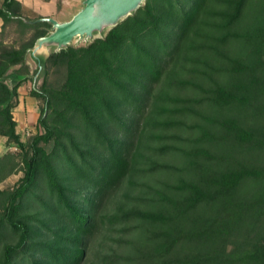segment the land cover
<instances>
[{"label": "trees", "instance_id": "obj_1", "mask_svg": "<svg viewBox=\"0 0 264 264\" xmlns=\"http://www.w3.org/2000/svg\"><path fill=\"white\" fill-rule=\"evenodd\" d=\"M61 3L63 0H57ZM0 0V264H264V0H145L46 58ZM10 36H12L11 39Z\"/></svg>", "mask_w": 264, "mask_h": 264}, {"label": "water", "instance_id": "obj_2", "mask_svg": "<svg viewBox=\"0 0 264 264\" xmlns=\"http://www.w3.org/2000/svg\"><path fill=\"white\" fill-rule=\"evenodd\" d=\"M145 0H79L80 7L70 19L59 21L43 16L36 21H48L52 24L48 34L37 38L30 50V58L38 70L33 75V86L43 70L44 62L52 51L67 47L74 39L88 43L103 36L108 29L132 14Z\"/></svg>", "mask_w": 264, "mask_h": 264}, {"label": "rangeland", "instance_id": "obj_3", "mask_svg": "<svg viewBox=\"0 0 264 264\" xmlns=\"http://www.w3.org/2000/svg\"><path fill=\"white\" fill-rule=\"evenodd\" d=\"M28 2L34 10L39 11L42 14H48V16L53 17L59 21L67 20L72 17V15L80 7L79 0H63L58 3L57 0H52L51 2L44 3L42 0H25ZM29 17H35L33 15V9H28ZM33 12V13H32ZM32 13V14H31ZM41 14V15H42ZM100 34H96L98 37ZM10 36L9 39H11ZM73 44H84V40L74 39ZM33 87V81H27L19 88L20 93V103L18 107L14 110V117L18 122L17 129L21 133L22 139L27 140L29 137L34 135L37 131H41L37 127V120L40 115V105L41 101L34 97L30 90ZM6 151L18 152V148L12 146L8 147L6 143V138L0 136V156ZM21 176V173H15L11 175L6 181H3L0 186L8 187L15 183V181Z\"/></svg>", "mask_w": 264, "mask_h": 264}, {"label": "crops", "instance_id": "obj_4", "mask_svg": "<svg viewBox=\"0 0 264 264\" xmlns=\"http://www.w3.org/2000/svg\"><path fill=\"white\" fill-rule=\"evenodd\" d=\"M22 3H23V6H24V10H25V14H29V12H28V9H33V12H35V13H33V15H36L37 13H39L38 15H41L42 13H40L39 11H37V10H34V8L33 7H31V5L28 3V2H25V0H20ZM44 3H48V2H51L52 0H42ZM31 13V14H32ZM38 15H36V16H38ZM42 16H48V14H42ZM1 25H2V19L0 18V29H1Z\"/></svg>", "mask_w": 264, "mask_h": 264}]
</instances>
